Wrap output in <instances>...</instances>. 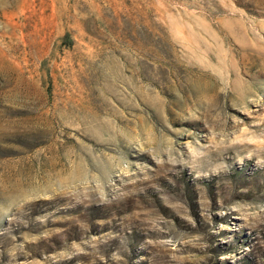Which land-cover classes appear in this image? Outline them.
<instances>
[{
  "label": "rangeland",
  "instance_id": "374dc122",
  "mask_svg": "<svg viewBox=\"0 0 264 264\" xmlns=\"http://www.w3.org/2000/svg\"><path fill=\"white\" fill-rule=\"evenodd\" d=\"M0 264H264V0H0Z\"/></svg>",
  "mask_w": 264,
  "mask_h": 264
}]
</instances>
